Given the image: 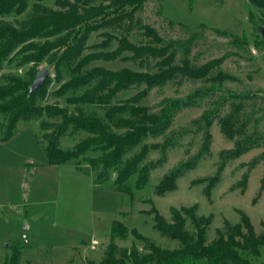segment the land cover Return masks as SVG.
I'll return each mask as SVG.
<instances>
[{"label":"rangeland","instance_id":"1","mask_svg":"<svg viewBox=\"0 0 264 264\" xmlns=\"http://www.w3.org/2000/svg\"><path fill=\"white\" fill-rule=\"evenodd\" d=\"M56 1L45 0L43 4L56 9L59 8ZM36 2L31 0L23 14L0 16V22L21 27L35 14ZM144 25L156 29L167 41L190 40L187 58L192 65L201 66L220 59L219 70L234 80H226L217 92L181 108L163 135L149 136L128 150L124 163L139 154L144 146H150L138 171L121 185L116 179L123 165L105 169L92 163V159L103 154L100 148L91 149L80 160L73 159L64 165L48 163L41 123L47 119L56 123L60 117L20 121L13 136L3 140L7 117L0 116V264L11 254L13 246L23 245L22 241L26 244L21 240L26 228L28 245L19 264L100 262L111 243L114 221L128 229L127 236L115 240L119 252L135 246L144 254L153 245L178 249L183 243L164 235L158 228L159 217L168 224L174 222V208L195 209L193 216L183 214L184 229L194 240L199 239L201 232L205 243L221 237L240 239V233H246L248 225L256 235L264 234V48L255 46L262 38L259 28H264V11L251 5L249 0H195L193 5L188 0H147L130 28L106 31L116 36L128 35L132 42L139 44L150 40L144 35ZM104 32L91 35L86 53L95 51L91 47L105 39L101 34ZM116 46L114 41L107 50ZM24 55L13 53L11 61L3 64L0 83L2 75L25 77L31 67H37L38 72L48 69L52 80L46 97L43 101L39 99V103L59 104L71 112L81 110L105 118L103 107L68 105L66 97L82 92L81 89L61 97L56 94L63 83L73 78L69 69H62L58 82L50 63L51 55L38 63L26 64L22 63ZM94 66L108 70L156 71L155 62L142 66L122 60L95 61L87 69ZM210 85L217 87L218 84L177 79L163 88L153 89L141 104L155 112L168 99L186 100L196 90ZM143 88L121 92L110 106L120 104ZM248 94L251 96L247 97ZM220 99H225L224 106L208 130L207 141L203 115L208 109H214ZM239 104L243 105L240 122L245 124V132L230 139L222 130L220 118ZM112 130L125 133L114 126ZM245 135L255 141L244 153L235 156L236 143ZM88 136L85 132L70 130L61 137L60 147L73 150ZM153 145L159 147L153 148ZM145 166L149 168L148 179L139 188L137 181ZM179 171L175 186L166 189L163 180ZM119 187L129 192L119 191ZM163 187L165 190H161ZM252 259L258 264L264 263V246L260 256Z\"/></svg>","mask_w":264,"mask_h":264},{"label":"trees","instance_id":"2","mask_svg":"<svg viewBox=\"0 0 264 264\" xmlns=\"http://www.w3.org/2000/svg\"><path fill=\"white\" fill-rule=\"evenodd\" d=\"M31 0H0V16L16 13L23 14ZM35 14L21 27L0 22V70L6 61H11L15 55H23L22 63L40 62L44 57L52 56L50 63L56 71L57 81L61 79L63 68L70 70L73 78L63 83L56 94L61 97L70 91L81 89L82 92L66 97L68 105H96L106 109L105 118L98 115H88L77 110L69 111L59 104H42L47 95V87L51 82L49 77L43 87L29 96V87L38 73L37 67H31L25 77L17 75H2L0 83V116L7 117L3 127V140L11 138L20 121H31L43 117H60L59 122L42 121L41 130L46 140L45 154L50 165H64L71 160H80L91 149L100 148L103 154L92 163L110 169L123 165L118 172L116 183L126 182L138 171V166L148 153L150 146H144L139 154L123 162L128 150L139 145L149 136L163 135L171 127L172 122L181 108L189 107L194 100L210 96L221 89L226 80L234 78L219 70L222 60H212L201 66H194L187 56L191 50L190 40H164L156 29L149 25L142 26L148 42L134 43L128 35L116 36L106 30L122 29L136 18L147 0H57L59 8H51L43 4L45 0H37ZM195 0H188L193 5ZM251 5L264 11V0H249ZM101 33L105 39L93 45L95 51L86 53L88 42L93 33ZM43 39L41 43L37 41ZM116 41L117 46L107 50ZM264 48V36L255 44ZM34 53L28 54L27 52ZM182 55V58L180 57ZM127 61L146 66L155 62L156 71H135L130 68L108 70L102 66H87L95 61ZM216 74L212 75L213 72ZM212 81L210 85L198 89L186 100L168 99L158 111H152L142 105V101L155 88H163L177 80ZM134 96L110 106L115 98L133 88H141ZM248 94L247 97H250ZM246 98V96H245ZM221 100V99H220ZM225 101V99H224ZM224 101H216L214 109H208L203 119L206 122V138L210 139L208 130ZM108 107V109H107ZM243 105H235L232 112L220 118L223 132L230 139L245 132V124L241 123L240 112ZM113 124V125H111ZM125 130L117 133L112 127ZM46 133V130H50ZM70 130L81 131L89 136L79 142L73 150L60 147L61 137ZM246 136V135H245ZM254 138L246 136L237 141L235 156L240 155L252 146ZM170 141L168 140L169 144ZM159 145H153L158 148ZM167 148V147H164ZM149 168L140 170L137 181L139 188L148 179ZM179 172L170 174L163 180V186L172 188ZM164 187L161 190H165ZM119 191L129 192L119 187ZM174 222L168 224L159 217L158 228L164 235L180 240L183 246L178 249H163L151 246L147 253L141 254L137 247L119 252L115 243L117 238H124L128 229L119 221H114L111 231V243L105 257L100 262L89 261L87 264H258L252 257H259L264 246V234L256 235L248 225L246 233H240V239L235 236L205 243L202 232L198 240H194L185 231L183 214L193 216L195 209H172ZM23 245L13 246L12 252L3 264H19ZM264 264V263H261Z\"/></svg>","mask_w":264,"mask_h":264},{"label":"water","instance_id":"3","mask_svg":"<svg viewBox=\"0 0 264 264\" xmlns=\"http://www.w3.org/2000/svg\"><path fill=\"white\" fill-rule=\"evenodd\" d=\"M259 31L264 36V28H259ZM50 75L51 74H50V71L48 69L40 70L37 73L36 78L34 79L33 83L29 87V96H32L37 91H39L43 87L45 81L50 77ZM27 233H28V229L26 228L24 230V236H23V240L26 242V244H28Z\"/></svg>","mask_w":264,"mask_h":264},{"label":"crops","instance_id":"4","mask_svg":"<svg viewBox=\"0 0 264 264\" xmlns=\"http://www.w3.org/2000/svg\"><path fill=\"white\" fill-rule=\"evenodd\" d=\"M23 236H24V233H23L22 236H21V240H22ZM27 237H29V234H28V233H27Z\"/></svg>","mask_w":264,"mask_h":264}]
</instances>
